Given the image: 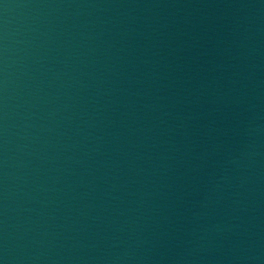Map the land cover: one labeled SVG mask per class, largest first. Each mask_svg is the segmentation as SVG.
<instances>
[{"label":"water","instance_id":"obj_1","mask_svg":"<svg viewBox=\"0 0 264 264\" xmlns=\"http://www.w3.org/2000/svg\"><path fill=\"white\" fill-rule=\"evenodd\" d=\"M0 264H264V0H0Z\"/></svg>","mask_w":264,"mask_h":264}]
</instances>
